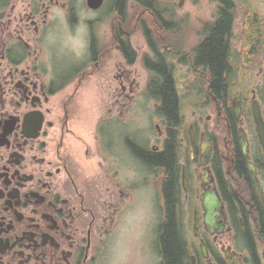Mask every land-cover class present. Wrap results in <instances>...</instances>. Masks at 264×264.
I'll return each mask as SVG.
<instances>
[{
	"label": "flooded vegetation",
	"instance_id": "1",
	"mask_svg": "<svg viewBox=\"0 0 264 264\" xmlns=\"http://www.w3.org/2000/svg\"><path fill=\"white\" fill-rule=\"evenodd\" d=\"M158 54L189 95L171 159L164 119L148 137L139 105ZM254 107L264 121V0H0V264H113L147 188L164 205V161L189 264H264Z\"/></svg>",
	"mask_w": 264,
	"mask_h": 264
},
{
	"label": "trees",
	"instance_id": "2",
	"mask_svg": "<svg viewBox=\"0 0 264 264\" xmlns=\"http://www.w3.org/2000/svg\"><path fill=\"white\" fill-rule=\"evenodd\" d=\"M223 42L215 45L219 51ZM224 57L218 55L216 62L223 61ZM165 61L161 55L148 57L145 59L146 68L151 72V87L149 95L159 102L158 113L163 117L169 140L167 155L171 159V154L175 152V140L179 136L182 128L181 120V97L175 83L174 74L164 69ZM156 163V162H155ZM157 164H160L157 163ZM164 166H169L167 182L163 186L162 196L164 205L162 206V222L157 231L156 247L161 255V264H189L188 246L183 231L178 212L179 191L181 185L177 184V173L171 162L164 161ZM166 213V214H165Z\"/></svg>",
	"mask_w": 264,
	"mask_h": 264
},
{
	"label": "rangeland",
	"instance_id": "3",
	"mask_svg": "<svg viewBox=\"0 0 264 264\" xmlns=\"http://www.w3.org/2000/svg\"><path fill=\"white\" fill-rule=\"evenodd\" d=\"M134 39V45L137 49L143 45V39L137 35ZM80 47V44H76ZM142 80L148 79V71L140 66ZM182 100V112L187 109L189 95L187 92H180ZM158 102L152 98L149 93L142 97L139 105L144 107L143 115L146 124V134L153 136L155 132L154 121L159 122L164 127L163 118L156 111ZM156 190V191H155ZM159 188H147L144 199L137 210L131 215L134 221L120 236L113 248V264H161V255L156 247L157 229L162 220V200L159 195ZM181 222L183 224L184 234L187 236L190 229L191 214L182 210Z\"/></svg>",
	"mask_w": 264,
	"mask_h": 264
},
{
	"label": "water",
	"instance_id": "4",
	"mask_svg": "<svg viewBox=\"0 0 264 264\" xmlns=\"http://www.w3.org/2000/svg\"><path fill=\"white\" fill-rule=\"evenodd\" d=\"M103 2H104V0H88L89 5L91 7H94V8L101 6ZM254 115L256 118L257 125H258L259 135H260L261 140L264 144V121H263V119L261 117V113L257 107H254ZM250 166L254 170L255 178H256L257 182L259 183L255 166L253 164H251ZM184 186H185V188H187V180L186 179L184 181ZM258 186H259V188H261V186L259 184H258ZM203 206L206 210V223L210 226L215 225L218 221L217 214L221 211L222 206H223V203L220 200L218 192L213 191V192L206 193L204 200H203ZM203 249L205 250V246H203Z\"/></svg>",
	"mask_w": 264,
	"mask_h": 264
},
{
	"label": "bare ground",
	"instance_id": "5",
	"mask_svg": "<svg viewBox=\"0 0 264 264\" xmlns=\"http://www.w3.org/2000/svg\"><path fill=\"white\" fill-rule=\"evenodd\" d=\"M181 109H182V102H181ZM178 212H177V216H178V214L180 213V205H178ZM179 219V218H178Z\"/></svg>",
	"mask_w": 264,
	"mask_h": 264
}]
</instances>
